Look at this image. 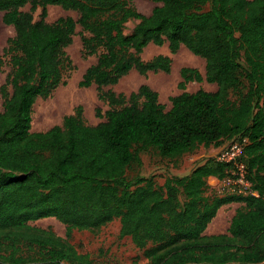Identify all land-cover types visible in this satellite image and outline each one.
Here are the masks:
<instances>
[{"label":"trees","instance_id":"16d2710c","mask_svg":"<svg viewBox=\"0 0 264 264\" xmlns=\"http://www.w3.org/2000/svg\"><path fill=\"white\" fill-rule=\"evenodd\" d=\"M153 1L143 14L132 0H0L2 20L14 30L0 55V70L7 67L0 86V264H93L70 242L73 230L116 218L119 237H130L149 264H264V0ZM48 5L78 16L48 22ZM131 19L138 22L126 32ZM77 25L83 53L96 55L79 85L97 86L109 105L97 111L104 120L87 124L78 106L61 124L31 131L36 99L66 82V48ZM164 43L172 54L185 46L205 61L204 76L181 69L179 88L204 79L216 90L182 91L166 108L147 84L129 94L103 89L131 70L169 72V55L141 57L147 45ZM231 141L243 143L239 160L256 195H217L207 178H223L230 164L213 156L162 185L126 178L150 147L176 158ZM232 202L240 206L227 233L204 234ZM46 217L65 225V238L27 224Z\"/></svg>","mask_w":264,"mask_h":264},{"label":"rangeland","instance_id":"374dc122","mask_svg":"<svg viewBox=\"0 0 264 264\" xmlns=\"http://www.w3.org/2000/svg\"><path fill=\"white\" fill-rule=\"evenodd\" d=\"M132 3L143 14H149L155 5L153 0H132ZM28 9L29 5H26L24 10ZM2 14L0 11V55L7 39L14 33L13 27L3 22ZM33 14L34 18L38 19L40 8ZM66 16L76 19L78 14L76 11L64 9L59 5L47 6L46 20L48 22H53L59 17ZM137 22L138 20L135 19L129 20L126 23L125 31L130 32ZM80 32L81 27L77 25L72 43L66 48V52L72 62V68L65 73V84L58 86L49 97L36 99L33 105L31 131H44L53 125L61 124L63 117L74 113L78 106L82 107V115L87 124L95 125L104 120V118L97 116V111L104 113L109 108V105L99 97L97 86L95 84L90 86L79 85V81L87 67L96 62V55H85L83 53ZM160 53L169 55L172 59L169 72L149 71L143 75L131 70L121 77L116 84L104 86L103 89H112L117 93L129 94L141 84H147L158 93L159 102L164 104L166 108L171 106L170 97L182 91L216 90V84L208 83L204 79L202 81H189L186 83L185 89L179 88V83L182 81L180 71L183 67L196 68L204 76L205 61L202 57L193 54L185 46H181L176 53L172 54L168 50L167 43L161 46L147 45L141 57L144 60H149ZM3 69L0 70V86L4 81L7 67L4 66ZM1 109L2 98L0 95ZM227 142L219 147L199 146L194 151L176 158L161 157L154 148L150 147L140 152L141 164L133 162L126 169V178L150 177L155 184L162 185L167 177L185 175L194 165L205 158L215 157ZM239 206V202H232L225 204L221 209V222L225 232L235 209ZM27 224L37 228L50 229L56 235L65 238V225L54 217L28 221ZM119 228L120 223L116 218L100 229H75L70 242L78 252L87 253L93 264H149L142 250L134 246L130 237H119Z\"/></svg>","mask_w":264,"mask_h":264},{"label":"built area","instance_id":"2783aa9c","mask_svg":"<svg viewBox=\"0 0 264 264\" xmlns=\"http://www.w3.org/2000/svg\"><path fill=\"white\" fill-rule=\"evenodd\" d=\"M243 143L231 141L215 156L218 161L230 164L226 169L225 176L211 186L217 195L237 194L256 195L251 189V183L247 179V168L244 162L239 160Z\"/></svg>","mask_w":264,"mask_h":264},{"label":"crops","instance_id":"0c3cea01","mask_svg":"<svg viewBox=\"0 0 264 264\" xmlns=\"http://www.w3.org/2000/svg\"><path fill=\"white\" fill-rule=\"evenodd\" d=\"M218 180L219 179L217 177H215V176H209L207 178V183L210 186H214L218 182ZM223 206H221L218 209L216 215L213 217V219L211 220V222L207 225L206 229L203 232L204 234L213 235V234H224V233H227V231L225 232V230H223V224L221 222L222 216H220V211L223 208ZM229 224H230V221H229ZM229 224L227 226V229L229 227Z\"/></svg>","mask_w":264,"mask_h":264}]
</instances>
